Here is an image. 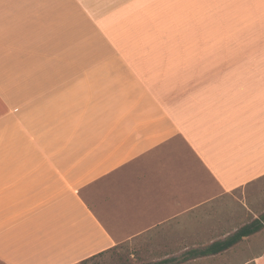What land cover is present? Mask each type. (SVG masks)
Returning <instances> with one entry per match:
<instances>
[{
    "label": "crops",
    "instance_id": "0c3cea01",
    "mask_svg": "<svg viewBox=\"0 0 264 264\" xmlns=\"http://www.w3.org/2000/svg\"><path fill=\"white\" fill-rule=\"evenodd\" d=\"M163 16L178 39L134 55L86 0H0V264H219L264 233L194 254L264 221V0Z\"/></svg>",
    "mask_w": 264,
    "mask_h": 264
},
{
    "label": "rangeland",
    "instance_id": "374dc122",
    "mask_svg": "<svg viewBox=\"0 0 264 264\" xmlns=\"http://www.w3.org/2000/svg\"><path fill=\"white\" fill-rule=\"evenodd\" d=\"M86 2L93 12L101 14V20L106 23L108 37L112 41L125 44L122 46H137L132 50L126 49L127 52L132 51L134 55L146 52L148 50L146 46L151 43L178 39V34H173L169 30L168 22L165 21V18L168 20L169 18L163 16V0H86ZM165 26L168 29L167 32L164 31ZM189 35L194 39L195 34ZM250 36L258 38V34L251 33ZM132 42L137 45H128ZM234 200L240 206H244L245 193L238 191ZM256 205L253 207L259 211ZM244 208L246 210L245 206ZM252 216L253 214H250L248 218L246 214L242 215L236 219L233 227L240 228L242 224L250 221ZM262 245H264V233L256 234L218 255L217 259L219 264H241L244 260L253 257L254 253L260 252ZM141 261L142 258L130 256L129 253L125 254L124 250L120 252L113 249L101 256H96L88 264H140Z\"/></svg>",
    "mask_w": 264,
    "mask_h": 264
},
{
    "label": "trees",
    "instance_id": "16d2710c",
    "mask_svg": "<svg viewBox=\"0 0 264 264\" xmlns=\"http://www.w3.org/2000/svg\"><path fill=\"white\" fill-rule=\"evenodd\" d=\"M263 222L261 220H258V219L253 220L252 222L245 224L242 227H240L235 233H233L232 235H230L226 239L215 241L212 244H210L204 248L194 250V254H196V255L218 254V253L232 247L233 245L238 243L243 238H245V237L253 234L254 232L258 231L259 229H261L264 226ZM102 254L97 255V257L101 256ZM95 257L96 256H94L88 260H84L82 262V264H88V262ZM167 262H169V261H166L164 264H167Z\"/></svg>",
    "mask_w": 264,
    "mask_h": 264
},
{
    "label": "snow or ice",
    "instance_id": "6c2138e0",
    "mask_svg": "<svg viewBox=\"0 0 264 264\" xmlns=\"http://www.w3.org/2000/svg\"><path fill=\"white\" fill-rule=\"evenodd\" d=\"M248 196L250 198L260 197L262 200H264V186L257 189L255 184L249 185Z\"/></svg>",
    "mask_w": 264,
    "mask_h": 264
}]
</instances>
